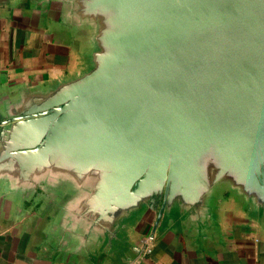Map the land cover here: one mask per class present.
I'll return each mask as SVG.
<instances>
[{"label": "water", "instance_id": "obj_1", "mask_svg": "<svg viewBox=\"0 0 264 264\" xmlns=\"http://www.w3.org/2000/svg\"><path fill=\"white\" fill-rule=\"evenodd\" d=\"M76 12L96 27L90 66L6 109L0 177L69 186L89 230L157 212L155 232L224 183L264 206V0H76Z\"/></svg>", "mask_w": 264, "mask_h": 264}, {"label": "crops", "instance_id": "obj_2", "mask_svg": "<svg viewBox=\"0 0 264 264\" xmlns=\"http://www.w3.org/2000/svg\"><path fill=\"white\" fill-rule=\"evenodd\" d=\"M95 33L76 0H0V119L25 95L87 70ZM73 195L63 184L16 186L0 177V264H264V206L227 183L201 211L181 202L168 209L146 257L141 238L157 212L115 232L89 230L69 210Z\"/></svg>", "mask_w": 264, "mask_h": 264}, {"label": "built area", "instance_id": "obj_3", "mask_svg": "<svg viewBox=\"0 0 264 264\" xmlns=\"http://www.w3.org/2000/svg\"><path fill=\"white\" fill-rule=\"evenodd\" d=\"M156 239V235L154 232L150 231L144 234L141 238V251L140 257H146L153 252L154 249V242Z\"/></svg>", "mask_w": 264, "mask_h": 264}]
</instances>
